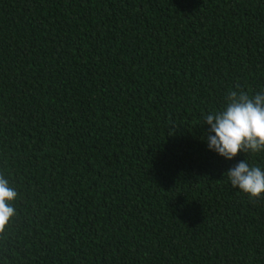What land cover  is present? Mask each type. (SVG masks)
Segmentation results:
<instances>
[{
	"label": "trees",
	"instance_id": "trees-1",
	"mask_svg": "<svg viewBox=\"0 0 264 264\" xmlns=\"http://www.w3.org/2000/svg\"><path fill=\"white\" fill-rule=\"evenodd\" d=\"M264 87V0H0V264H264L250 198L202 139Z\"/></svg>",
	"mask_w": 264,
	"mask_h": 264
},
{
	"label": "clouds",
	"instance_id": "clouds-1",
	"mask_svg": "<svg viewBox=\"0 0 264 264\" xmlns=\"http://www.w3.org/2000/svg\"><path fill=\"white\" fill-rule=\"evenodd\" d=\"M203 133L209 151L231 161L238 154L264 152V87L249 93L236 86L230 89L218 109L204 114ZM234 189L250 198L264 195V167L250 165L247 158L240 160L223 175ZM17 191L9 180L0 175V231L16 213L14 201Z\"/></svg>",
	"mask_w": 264,
	"mask_h": 264
}]
</instances>
